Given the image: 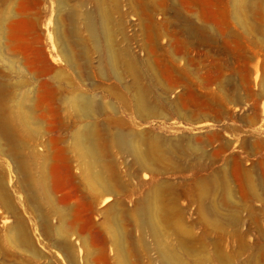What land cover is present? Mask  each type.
<instances>
[{
    "label": "rangeland",
    "instance_id": "rangeland-1",
    "mask_svg": "<svg viewBox=\"0 0 264 264\" xmlns=\"http://www.w3.org/2000/svg\"><path fill=\"white\" fill-rule=\"evenodd\" d=\"M59 4L60 0H0V16L6 21L1 37L4 56L0 55V103L9 104L5 107L13 110L17 101L24 100V110H32L33 118L40 125V132L32 136L23 133L21 140L25 139L39 154L50 152V158L56 152L59 155L54 157L58 164L56 170L62 171L59 151L65 146L71 149L74 146L70 145L72 130L90 122L65 99L78 93L94 97L101 105L103 114L96 119L100 125L105 126V122L106 127L115 128L113 131L133 127L129 130L136 134L142 149L157 152L151 158L157 168L155 174L137 173L132 158L107 145L109 149L105 147L104 153L110 152L105 153L106 165L113 168L112 172L115 170L112 178L118 188L115 195L108 200H105L107 196L100 197L93 206L98 192L89 190L87 180L81 176L83 165L77 150L74 147L68 150L70 160L74 157L72 168L79 174L83 190L72 197L74 211L82 224L89 215L86 196L90 193L91 235H87L81 263L86 262L87 253L90 256V241L97 242L100 237L91 222H107L109 226L121 217L124 229L140 247L142 262L150 264L153 260L155 264L154 240L145 235L143 244L148 249L142 246L141 232L133 225L137 219L131 213L137 202L151 191V194L157 192L159 187L162 199L171 208L168 204L166 207L172 209L176 228L185 235L182 241L174 235L169 239L170 246L185 256L187 264L198 261L221 264V256L215 252L212 241L206 245L202 239L200 186L204 152L209 151L218 157L224 169L220 177L221 195L231 209L225 213L233 220L232 223L228 220L225 226L223 255L229 253L233 264H245L246 260L264 264V0H68L65 10ZM72 10L90 13L98 26L105 24L106 31L111 33L110 44L122 54L119 60L126 68L121 67L125 73L124 86L132 95L136 83L149 88L152 114L136 116L134 99L124 95L115 79L102 74L103 46L86 30L84 20L74 23L70 17ZM58 22L63 25L62 33ZM60 33L70 51L76 54L77 71L63 57L58 42ZM128 99L132 100L129 109L124 106ZM59 137L66 145L58 141ZM19 178L11 159L0 154V186L7 192L5 196L0 194V249H14L9 226L13 213L18 212L36 248L67 264L63 252L46 248L47 242L41 235L35 213L27 207ZM160 217L158 222L163 226ZM163 227V233L169 235L170 231L171 234L172 230L165 224ZM238 241L247 244L248 250L243 256L236 250Z\"/></svg>",
    "mask_w": 264,
    "mask_h": 264
},
{
    "label": "bare ground",
    "instance_id": "bare-ground-1",
    "mask_svg": "<svg viewBox=\"0 0 264 264\" xmlns=\"http://www.w3.org/2000/svg\"><path fill=\"white\" fill-rule=\"evenodd\" d=\"M67 6H68V0H60L59 7L62 10L63 9L65 10ZM76 11L72 10L71 16H70L73 19L74 23H76L80 19L84 20L86 24L85 25L86 30L91 32L94 40H96L97 42H100L103 46L102 61L104 65L101 69L102 74L115 79L118 85H120V87L122 86L121 88L123 89L122 91L124 92V95H128V96L130 95V97L134 99L133 105H135V108H133V110L135 111L136 116L141 117L143 113L152 114L153 110L151 107L152 105L150 104V102L152 103V101L148 100V98H150L149 88L139 87V84L136 83L134 87L135 94L132 95L130 90L126 89V86H124V83H125L124 74L125 73L123 74V71H121V67H123L124 69L125 66H122L120 63V60H119L120 54L117 53V51L115 50L114 48L115 45L113 47L111 45L112 42H109L110 40L109 37H111L110 35L111 33L109 34V32H107L108 30L106 29L105 24L103 23L101 26H98L94 20V17L90 15V13L88 12L78 13ZM5 22L2 19V16H0V55H3L1 37L3 35V28H5L4 27ZM62 26L63 25L60 22L57 23V27L59 31L62 29ZM61 33L58 37V42H59V45L61 46L60 48L62 49L63 57L66 63L68 64V66H70L73 70L77 71L79 67L77 66V59L75 56L76 54L74 55L70 51L69 49L70 47H68L66 41L64 40V37H63L64 35L61 36L62 35ZM104 41H105V44H104ZM81 54L83 53L81 52ZM125 65L127 68L129 67V65L127 66L126 63ZM133 71L136 75H138V72L136 70L133 69ZM136 78L138 77L136 76ZM72 94H75V93L73 92ZM63 98H65V96H63ZM65 99H67V102L69 103V105H71V107H73L83 117L85 121L90 120V122H86L82 127L76 129L75 131L72 130L73 133L71 132L72 136H70V138H72L73 142L71 141L72 144L70 145L74 144L73 147L77 150L79 158L82 161L81 163L83 165V169L81 170L83 171L82 172L83 174L81 173V176L83 177L84 180L85 179L87 180V185H88L89 190L91 188L98 192L95 200L94 201L92 200L93 206L96 205V203H98V200L100 197L107 196L105 197L106 198L105 200H108V198H110L109 196L115 195L117 192L118 187H116L115 185L117 182L115 181V184H114L113 178H112V176H114L113 172L115 170L112 172L113 168L110 165H106V161H107L105 158L106 152L104 153V150H106L105 147H108L110 144L113 145L114 148L118 150V152L126 155L127 157L132 158L133 164L136 166L137 173L148 171L150 173L152 172L155 174L156 172L155 170L157 168L156 169L154 168V165H153L154 161H151V158L152 156L154 157V154L157 152L155 153L153 152L154 153L153 154L152 152H149L150 151L149 149H146L147 151L145 149H142L141 143L137 141L138 138L136 137V134H134V132L131 131L133 127L132 129L129 127V125H128L129 128L127 129L122 128V127L121 128L117 127L118 129H116L115 131H113L115 128L112 130L111 129L112 127H109L112 130L111 131L108 127H106L108 125L105 124V122L103 123L105 126L100 125V123L98 122L99 120L96 121V119L102 113V108H101V105L96 100H94V97L92 96L88 97L87 95L77 93L76 95H70V96L68 95L67 98ZM20 100H21L20 102L17 101V106L14 107L13 110L7 109L5 107L6 103L4 105L0 103V154L9 157L11 161L13 162L14 169L16 173L18 174V176L20 177L19 178L20 183H21L20 188L25 195V202L27 204V207L35 213V216L37 219V225L39 227L41 235L43 236V238H45L44 239L46 240L45 242H47L45 244L46 248L48 249L54 248L56 250L63 252L65 258L67 259V262H66L67 264H82L81 262L83 259L81 258V256H83L84 254L83 248L87 245L86 239H87V235L90 234V228H91L90 227V219H91L90 218V193L88 194V196H86L88 198L86 200L89 201L88 209L86 208L89 215L86 219V222L82 224L79 222L80 218L75 213L76 211H74L75 207L73 206V204L75 202L74 203L72 202L73 201L72 197L76 194H81L83 191L81 189L82 185L80 183L79 174L74 173L73 168H72L71 162H73L72 160L74 157H71L72 160H70V156H68L69 154L68 150H71L73 147L71 146L72 147L71 149H67L68 146L67 148L65 146L66 141L63 142L62 140L63 138L61 139V137H59L58 141H60L61 144H65L64 145L65 147H63L61 151H59V152H62L63 157H61L62 154H60L61 156L59 159L62 158L60 162L62 171L58 172L56 170L58 164L55 163L57 160L56 158H54L56 155V152H55L54 157L52 155L53 158L52 157L50 158L49 157L51 155L50 152H48L50 155L49 154L48 155L39 154V152L37 153L36 150H34V148L29 146L28 142L23 141L25 139L21 140V136H23V133H25L26 136H32V135H36L37 132H40L39 131L40 125L33 118L32 110H26V109L24 110L25 108L24 100L22 99ZM131 102L132 100L128 99L126 101V105L124 102V106H128L127 109H129V106H131L130 105ZM6 106H9V104ZM107 118H106V121L110 119V118L109 119ZM120 121L122 120L120 119ZM120 121L119 123H121ZM110 126H113V125H110ZM120 126H123V125H120ZM69 128L70 127H68V129ZM62 132H64V130ZM65 139H69V138H65ZM149 141L147 142L149 143ZM158 145L160 144L158 143L157 146ZM259 145L261 146V144ZM148 146H150V144H148ZM151 146H154V145L152 144ZM109 147H112V146H109ZM219 147L223 148V146H219ZM151 148L153 149V147H150V149ZM155 148H159V147L155 146ZM23 149L25 150V152L27 149L29 150L27 151L28 155L23 151ZM54 149L56 150V147ZM21 150L24 152V155H22L23 152ZM75 151L73 152L75 153ZM107 151L110 152L109 150ZM250 151H248L247 153H249ZM208 152L205 151L204 157L202 156L204 158L203 166H202V183H201V186L199 185L200 187H202L200 190L201 191L200 193H201L202 239L204 240V244L206 245H208V242L210 240L212 241L213 243L212 245L215 248V252L217 251L216 252L217 255L219 254L222 257V258L220 257V259H222L220 262L221 264H231L232 263L231 256L228 255L229 253H226L230 250V247H229V250L225 252L226 255H223L224 254L223 250H225L224 249L225 247H223V249L221 247V244L223 245V242H224L223 240L226 237L227 230L225 231L226 229L225 226L229 220V215L226 214L228 212L226 211L225 213V210L229 211L230 209V207L228 208V205H226V202L221 195L223 183L220 180V177L223 175L224 169H222V167L219 165L218 157L210 155ZM25 154L27 156H25ZM56 157L58 158L59 155L58 156L56 155ZM155 158H156V155H155ZM117 172L119 171L117 170ZM0 181L2 180L0 179ZM158 189L157 190L155 189L157 192H154L151 194L152 192L151 191L150 194L148 193L149 194L148 196L146 195V198L144 200L137 202L134 210L131 213L132 216H134V218L136 217L135 220L137 219L136 221L134 220L135 222H133V225H135L136 228H138L141 232V238L139 239V241L140 243L142 242V246L145 249H148V247H146V244L145 245L143 244L145 235H149L154 240L155 252L157 254V259H155L157 262L155 261V264H187L185 256H183V254L177 248L170 246L169 239H171L174 235L179 237L181 241L183 240V238H185L184 237L185 235L176 228V225L173 222V219L171 217L172 209H169L171 207L169 206L167 202L166 203L168 204L169 208L166 207L167 204H165L164 200L162 199L163 197H161L162 195V193L160 192L161 188L158 187ZM159 192L161 193V195ZM6 193L7 192L5 188H2L0 186V194L2 196H5ZM105 202L107 204V201ZM105 209L107 210V208ZM160 214L163 216L160 217L159 216ZM123 216H128V214L126 213L124 215L123 213ZM128 217L130 218V216ZM159 217L163 218L162 222H164L166 228L168 227L170 230H172L171 234H170V231H169V235L161 231V228L164 226V224H162L163 226L159 225V223H161V221L158 222ZM12 218L14 219L12 220L9 226V239L14 249L13 251H6L4 249L2 250L0 249L1 251L0 252L1 253L0 264H62L59 261V259L56 258L55 256L45 255L42 251L36 248L28 232V229H27L28 226L26 227V223L23 217H21L18 212H14ZM122 220L123 218L121 219V217L120 219L117 218L115 219L114 223H112L109 226H107L108 225L107 222H104L105 224L103 222L101 224L94 223L93 221L91 222V225L94 227V230H97V232L100 234V237H99V240H97V242L90 241V248L88 249L90 251V256H88V253L86 252L87 260L84 264H146L142 262L143 259L141 260L140 247L136 245L132 237L130 238V233H128L126 229H124ZM229 221L231 223L233 222V220H229ZM162 230H164V227L162 228ZM164 232H167V231H164ZM260 236L262 235L260 234ZM78 240H81V241H78ZM82 240L84 241L82 242ZM232 243H233V240H232ZM238 243H239V249H236V250H239V254L243 256L244 254H246V251L248 250L246 246L247 244H244L243 241H238ZM110 248H113V251L111 250L110 252L109 251ZM233 249L235 250V247H233ZM262 250L264 254V249ZM241 255H239V257ZM235 259L236 258L234 256V260ZM152 261L151 262L149 261L150 264L154 263ZM195 264H203V262L198 261ZM245 264H253V263L251 260H246Z\"/></svg>",
    "mask_w": 264,
    "mask_h": 264
}]
</instances>
